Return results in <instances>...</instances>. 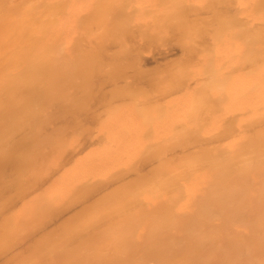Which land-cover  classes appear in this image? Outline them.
I'll list each match as a JSON object with an SVG mask.
<instances>
[{"label": "bare ground", "instance_id": "bare-ground-1", "mask_svg": "<svg viewBox=\"0 0 264 264\" xmlns=\"http://www.w3.org/2000/svg\"><path fill=\"white\" fill-rule=\"evenodd\" d=\"M0 264H264V0H0Z\"/></svg>", "mask_w": 264, "mask_h": 264}, {"label": "rangeland", "instance_id": "rangeland-1", "mask_svg": "<svg viewBox=\"0 0 264 264\" xmlns=\"http://www.w3.org/2000/svg\"><path fill=\"white\" fill-rule=\"evenodd\" d=\"M130 78H131V79L133 78V80L135 79L134 77H129V78H127V79H128L129 81H131ZM116 79H117V78H116ZM143 80H144V78H142V81L139 80V82H140V81L143 82ZM145 80H146V79H145ZM108 81H109V79H108ZM135 82H136V80H135ZM143 83H144V82H143ZM143 83H142V84H143ZM144 84H145V83H144ZM144 84H143V85H144ZM140 85H141V83H140ZM145 85H146V84H145ZM140 87H141V86H140ZM142 87H146V86H142ZM101 89H102V88H101ZM101 89H100V90H101ZM100 90H99V91H96V92L94 93V96H93V97H95V98L97 97L96 99H98V100L100 99V97L102 98L101 95H100V97H98V96H99L98 94H100V93L103 94V92H104V91L101 92ZM102 90H103V89H102ZM104 90H105V89H104ZM97 92H98V93H97ZM106 93H107V92H105L104 94H105L107 97H110V96H109L108 94H106ZM96 95H98V96H96ZM103 97H104V96H103ZM107 97H106V98H107ZM121 97H123V96H121ZM121 97L119 98L120 100H125L124 98L121 99ZM106 98H105V99H106ZM103 100H104V98H103L101 101H103ZM106 100H108V98H107Z\"/></svg>", "mask_w": 264, "mask_h": 264}]
</instances>
